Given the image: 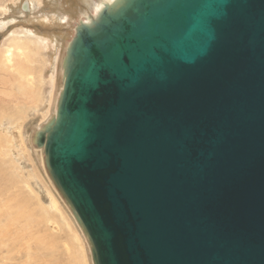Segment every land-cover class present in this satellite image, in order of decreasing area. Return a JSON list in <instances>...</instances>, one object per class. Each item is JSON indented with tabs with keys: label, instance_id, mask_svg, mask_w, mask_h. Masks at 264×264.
Wrapping results in <instances>:
<instances>
[{
	"label": "water",
	"instance_id": "obj_1",
	"mask_svg": "<svg viewBox=\"0 0 264 264\" xmlns=\"http://www.w3.org/2000/svg\"><path fill=\"white\" fill-rule=\"evenodd\" d=\"M96 18L34 140L92 264H264V0Z\"/></svg>",
	"mask_w": 264,
	"mask_h": 264
},
{
	"label": "rangeland",
	"instance_id": "obj_2",
	"mask_svg": "<svg viewBox=\"0 0 264 264\" xmlns=\"http://www.w3.org/2000/svg\"><path fill=\"white\" fill-rule=\"evenodd\" d=\"M25 2L31 6L30 11L22 10ZM97 2L98 0H0V4L9 6L5 12L0 11V50L5 44V39L12 36L9 33L16 31L27 33L34 38L41 37L49 42V61L46 66L42 67L39 55L35 58L38 60L30 65V71L36 72L32 74V86L35 89L32 90V86L26 84L25 88L30 91L24 94L25 97H22L20 86L15 81L11 80L14 90L10 88L9 81H1L6 77L10 78L0 66V163L3 165L0 164V187L4 185L0 188V249H3L0 250V264H27L22 262L30 251L29 257L33 256L31 260L28 258V264H92L87 239L74 219L70 207L60 196L42 165L33 144L32 134L40 124L42 114L48 116L54 111L57 89L62 84V58L74 36V27L84 20L87 14H94ZM9 11L11 13H8ZM5 24L10 25L11 30L8 32H5ZM13 54L20 61L23 60L20 53ZM50 76L53 77V91L50 90ZM37 87L44 89L45 100H39ZM51 94L55 100L49 104L48 97L53 99ZM38 100L40 105L36 107ZM14 106H17L16 115L13 112ZM13 116L17 118L15 123ZM7 252H10V255Z\"/></svg>",
	"mask_w": 264,
	"mask_h": 264
},
{
	"label": "bare ground",
	"instance_id": "obj_3",
	"mask_svg": "<svg viewBox=\"0 0 264 264\" xmlns=\"http://www.w3.org/2000/svg\"><path fill=\"white\" fill-rule=\"evenodd\" d=\"M121 1L122 0H98V4L95 6V12H94V14H87L86 15V17L84 18V20H81L79 23H77L76 24V27H74L75 29H74V36H73V38L75 37V35H76V28L78 27V26H91V25H93L97 20V16L104 10V9H109V8H112V7H114V6H116V5H118L119 3H121ZM2 2V1H1ZM3 3V2H2ZM26 5H28V11H30L31 10V6L29 5V3H27V4H25V9H26ZM8 7L9 6H7V4L6 5H2V4H0V11L1 12H5L7 9H8ZM33 8V7H32ZM86 13V12H85ZM79 21V20H78ZM10 35L12 34V36H10V37H7L6 39H5V44L2 46V48H1V50H0V66H1V68H3L4 70H5V72L9 75V78L10 79H8L7 77L5 78V79H3V80H1V81H9L10 82V84H11V86H10V88H12L13 90H14V85H13V83H12V81H15L20 87H19V89L22 91V97L24 96V94L29 90L30 91V89H26L25 88V86H26V84L28 85V84H30V87L32 86V84H33V80H34V77H33V75L32 74H34L33 72H35V71H30L31 70V67H30V65L32 64V63H35V61H37L38 59H35L36 58V56H38L39 57V59H41L42 60V67H44V66H46V64L48 63V61H49V59L47 58V45L49 44V42L48 41H46L44 38H41V37H39V38H34V37H32L31 35H29V34H27V33H19V32H11V33H9ZM8 34V35H9ZM72 38V39H73ZM72 41V40H71ZM71 41L69 42V44H68V46H67V48H66V51H65V53L63 54V58H62V80H61V82H62V84H61V86L60 87H58V89H57V96H56V102H55V108H54V111H53V113L52 114H50V115H48V116H46V114H42V116H41V118H40V124H38L36 127H35V129H34V131H33V134H32V137H33V144H34V140H35V137H36V134L39 132V130H42L44 127H46L48 124H49V122L52 120V119H54L55 118V116H56V110H57V104H58V100H59V97H60V93H61V90H62V86H63V81H64V77H65V64H66V62H67V58H68V55L66 56V52H68L69 51V48H70V43H71ZM13 52H17V53H20V56L23 58V60H19V58H16L15 57V55L13 54ZM37 57V58H38ZM41 60H40V62H41ZM35 66V65H34ZM33 67V66H32ZM39 67V66H38ZM34 70H35V68H34ZM37 70H39V68L37 69ZM40 71V70H39ZM35 74H36V72H35ZM51 77V79H50V87H51V91H53V77L52 76H50ZM39 79H40V77H39ZM12 80V81H11ZM40 80H42V79H40ZM43 83V82H42ZM1 84H3V83H1ZM5 84V83H4ZM36 84V83H35ZM37 86V85H36ZM34 86H32V88H33ZM29 88V87H28ZM18 89V90H19ZM35 88H33L32 90H34ZM36 89H38V87L36 88ZM55 90V89H54ZM30 93V92H29ZM33 93V92H32ZM36 93L38 94L39 93V100H42L43 98H44V100H45V94H44V89L42 90V89H38L37 91H36ZM12 94V93H11ZM53 94H54V92H53ZM53 94H51L52 95V98L53 99H51L50 100V98H51V96L50 97H48V103L50 104V103H52V100H55V98H54V95ZM28 95V94H27ZM29 95H31V93L29 94ZM49 95V94H48ZM17 96V95H16ZM25 97V96H24ZM27 97V96H26ZM13 99H15V98H13ZM34 99H35V97H34ZM38 100V101H39ZM20 103V102H19ZM35 104H36V102H35ZM40 105V101H39V103H37L36 104V107H38ZM12 108V107H11ZM14 108H15V111H13L14 112V114L16 115V109H17V106H14ZM13 109V108H12ZM40 109V108H39ZM19 111V110H18ZM48 113H49V109H48V111H47ZM4 113V112H3ZM19 113H20V111H19ZM8 114V113H7ZM10 115V114H9ZM16 116H13V120H14V123L16 122ZM0 122H1V120H0ZM6 130V129H5ZM19 130H21V128H19ZM16 132V131H15ZM2 133V132H1ZM0 133V134H1ZM0 136H2V134L0 135ZM5 136V135H4ZM3 136V137H4ZM6 136H8V135H6ZM17 137H19V136H17ZM2 138V137H1ZM0 138V139H1ZM5 139H6V137H5ZM8 139V138H7ZM11 141V140H10ZM3 142V141H2ZM7 142V141H6ZM5 142V143H6ZM3 147V146H2ZM34 147L36 148V153H37V155H38V157H40V160H41V162H42V165L45 167V165H46V163H45V156H44V152H43V149L41 148V147H37L35 144H34ZM1 165H2V163H0ZM3 166V165H2ZM3 171V170H2ZM46 177H47V174H46ZM3 178V177H2ZM13 178V177H12ZM8 180V179H7ZM2 181V180H1ZM0 181V182H1ZM13 182H15V181H13ZM2 185H3V183H2ZM15 185V184H14ZM4 186V185H3ZM2 186V187H3ZM2 187H0V188H2ZM47 193V192H46ZM31 196V195H30ZM56 196V195H55ZM9 199V198H8ZM12 201V200H11ZM21 201H26V200H21ZM8 202V201H7ZM27 202V201H26ZM8 205V204H7ZM13 206V205H12ZM18 206V205H17ZM1 207V206H0ZM10 207V206H9ZM16 207V206H15ZM19 208V207H18ZM29 208V207H28ZM9 210H10V208H9ZM6 211H8V210H6ZM9 213V212H8ZM13 213V212H12ZM11 213V214H12ZM16 213V212H15ZM27 213V212H26ZM38 213V212H37ZM4 214V213H3ZM10 214V215H11ZM14 214V213H13ZM21 214H22V212H21ZM6 215V214H5ZM17 215H19L18 213H17ZM36 215H38V214H36ZM14 216V215H13ZM16 216V215H15ZM3 217V216H2ZM10 217V216H9ZM38 217V216H37ZM14 218V217H13ZM17 218H19L20 219V217H17ZM24 218V217H23ZM5 219V218H4ZM18 219V221H20ZM25 219H26V217H25ZM35 219V218H34ZM75 219V218H74ZM10 220V219H9ZM15 220H16V218H15ZM11 221V220H10ZM45 221V220H44ZM21 222V221H20ZM20 222H19V224H20ZM5 223V222H4ZM13 223V222H12ZM53 223V222H52ZM24 224V223H23ZM1 225V224H0ZM22 225V224H21ZM79 226V225H78ZM22 227H24V225L22 226ZM80 227V226H79ZM20 229H21V227H20ZM25 229V228H24ZM81 229V228H80ZM21 231H22V229H21ZM82 231V230H81ZM19 232V231H18ZM23 232H24V230H23ZM20 233V232H19ZM26 233V232H25ZM24 233V234H25ZM1 234V233H0ZM27 234H29V233H27ZM7 235H9V234H7ZM11 236V235H10ZM22 236V235H21ZM27 236V235H26ZM4 237V236H3ZM2 237V238H3ZM35 237H38V236H35ZM22 238V237H21ZM25 237H23V239H24ZM28 239H29V237H28ZM37 239V241H38V238H36ZM1 240V239H0ZM7 240V239H6ZM9 240V239H8ZM18 241V240H17ZM22 241V240H21ZM20 241V242H21ZM31 241V239L29 240V242ZM35 241V240H34ZM39 241H41L40 239H39ZM5 242V241H4ZM4 242H2V243H4ZM9 243V242H8ZM25 243V242H24ZM35 243V242H34ZM44 243V242H43ZM43 243H41V244H43ZM3 245H7V243H4ZM9 245V244H8ZM7 245V246H8ZM13 245V244H12ZM26 245V244H25ZM28 245V244H27ZM26 245V246H27ZM38 246V243H37V245H36V247ZM8 247H10V246H8ZM35 247V248H36ZM28 248H31V247H28ZM7 249V248H6ZM32 249V248H31ZM1 251L3 250V249H0ZM9 250H11V248L9 249ZM0 251V252H1ZM6 251V250H5ZM30 251V250H29ZM26 252V251H25ZM31 252V251H30ZM29 252V253H30ZM5 253V252H4ZM8 253V255H10V252H7ZM7 253H6V255H7ZM29 253L27 254V257H26V259L24 260V262H22V263H29V261H28V258H30L29 257ZM5 255V254H4ZM23 255H25V254H23ZM33 256V255H32ZM32 256H31V258H32ZM9 257V256H8ZM1 258V257H0ZM31 258L29 259V260H31ZM10 259V258H9ZM5 263V262H4ZM31 263V262H30ZM34 263V262H33ZM3 264V263H2ZM5 264H7V263H5Z\"/></svg>",
	"mask_w": 264,
	"mask_h": 264
},
{
	"label": "flooded vegetation",
	"instance_id": "obj_4",
	"mask_svg": "<svg viewBox=\"0 0 264 264\" xmlns=\"http://www.w3.org/2000/svg\"><path fill=\"white\" fill-rule=\"evenodd\" d=\"M26 4H27V2H25ZM25 7V5L22 7V10H27L28 9V5H26V9L24 8ZM8 13H11V11H9ZM7 24H5L4 26H5V29H6V31L5 32H8L9 30H11L10 29V25H7ZM4 26L2 27V29H4Z\"/></svg>",
	"mask_w": 264,
	"mask_h": 264
}]
</instances>
